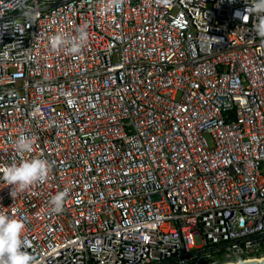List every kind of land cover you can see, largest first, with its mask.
Here are the masks:
<instances>
[{"label": "built area", "instance_id": "obj_1", "mask_svg": "<svg viewBox=\"0 0 264 264\" xmlns=\"http://www.w3.org/2000/svg\"><path fill=\"white\" fill-rule=\"evenodd\" d=\"M250 2L0 0V165L22 133L51 165L23 191L0 179V212L36 264L264 257V38L234 15ZM80 27L79 54L50 48Z\"/></svg>", "mask_w": 264, "mask_h": 264}, {"label": "clouds", "instance_id": "obj_2", "mask_svg": "<svg viewBox=\"0 0 264 264\" xmlns=\"http://www.w3.org/2000/svg\"><path fill=\"white\" fill-rule=\"evenodd\" d=\"M122 0H107L106 8L119 6ZM247 7L243 14L239 11L234 15L243 21H247L253 14L256 20L253 23L252 31L259 37L264 38V0H251L246 3ZM75 36L54 34L50 37V48L58 50L66 48L67 52L77 55L84 47L88 34L85 27L76 30ZM35 138L27 134H20L13 141L15 150L22 158L9 165H0V179L8 185L23 191L34 183L46 181L51 169L48 160L39 156H28L23 158L24 153H31ZM67 196V191L57 192L50 200L52 210L62 211V206ZM24 230L22 220L10 216L6 212H0V264H36L35 257L27 251L21 236Z\"/></svg>", "mask_w": 264, "mask_h": 264}, {"label": "water", "instance_id": "obj_3", "mask_svg": "<svg viewBox=\"0 0 264 264\" xmlns=\"http://www.w3.org/2000/svg\"><path fill=\"white\" fill-rule=\"evenodd\" d=\"M227 264H264V257L263 258H253V259H247L242 260L237 263H227Z\"/></svg>", "mask_w": 264, "mask_h": 264}, {"label": "rangeland", "instance_id": "obj_4", "mask_svg": "<svg viewBox=\"0 0 264 264\" xmlns=\"http://www.w3.org/2000/svg\"><path fill=\"white\" fill-rule=\"evenodd\" d=\"M206 138H207V141L209 142V140H208V137L206 136Z\"/></svg>", "mask_w": 264, "mask_h": 264}]
</instances>
